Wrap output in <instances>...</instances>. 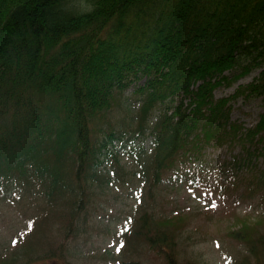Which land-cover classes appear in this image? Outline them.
I'll list each match as a JSON object with an SVG mask.
<instances>
[{
    "label": "trees",
    "instance_id": "1",
    "mask_svg": "<svg viewBox=\"0 0 264 264\" xmlns=\"http://www.w3.org/2000/svg\"><path fill=\"white\" fill-rule=\"evenodd\" d=\"M240 96L264 104V0H0V203L10 193L32 211L0 264L69 263L115 178L138 182L124 248L180 264L184 216L155 212L157 189L208 146L264 140V113L251 127L231 120ZM233 162L250 173L215 178L221 191L264 188V169ZM233 216L226 234L245 252L232 263L264 264V215Z\"/></svg>",
    "mask_w": 264,
    "mask_h": 264
},
{
    "label": "rangeland",
    "instance_id": "2",
    "mask_svg": "<svg viewBox=\"0 0 264 264\" xmlns=\"http://www.w3.org/2000/svg\"><path fill=\"white\" fill-rule=\"evenodd\" d=\"M71 2L78 7L84 0ZM260 70L259 67L254 68L234 79L231 84L218 86L214 90L215 97L232 95L239 85L252 81ZM231 103V120L242 123L244 127L254 126L264 113L262 97L246 99L240 96ZM144 145L147 146V142ZM244 146L252 155L248 154ZM119 148L118 152L122 154L124 149ZM204 154L203 163L195 161L183 165L179 173L166 178L157 189L154 211L167 216H184L185 227L180 232L179 255L177 254L180 264L187 258L196 260L198 264H233L232 257L245 252L241 243L226 234L235 224L233 213H238L241 217L248 215L252 221H256L259 215H264V188L252 196L240 199L237 193L247 191L246 188L221 191V185H217L215 178L225 182L228 176L239 171L240 174L248 175L250 171L246 166L240 170L234 164L235 158L249 157L256 165L255 172L264 169V140H255L252 144L247 142L245 145H211L205 149ZM134 182L126 186L116 178L109 181L105 200L100 201L97 215L92 211L87 214L89 226L71 243L68 254L70 262L65 264H159L164 261L149 250L148 246L132 252L124 247L120 252L116 251L121 242L117 231L120 232L128 215L138 205L136 191L133 190L138 182ZM8 194L6 200L0 203V252H8L16 247L17 237L24 234L25 219L32 216V211L27 212V208L24 214L23 204L20 206L10 201L12 198ZM55 227L56 225L52 228L57 234Z\"/></svg>",
    "mask_w": 264,
    "mask_h": 264
},
{
    "label": "snow or ice",
    "instance_id": "3",
    "mask_svg": "<svg viewBox=\"0 0 264 264\" xmlns=\"http://www.w3.org/2000/svg\"><path fill=\"white\" fill-rule=\"evenodd\" d=\"M125 230H126V229H125ZM13 243L15 244L16 241H13ZM123 247H124V244H123V242L121 241L120 244L116 247V251H117V252H120L121 249H122Z\"/></svg>",
    "mask_w": 264,
    "mask_h": 264
}]
</instances>
